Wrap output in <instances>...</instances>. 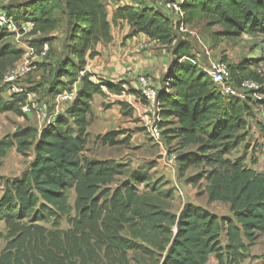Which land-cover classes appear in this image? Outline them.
I'll list each match as a JSON object with an SVG mask.
<instances>
[{"label": "trees", "instance_id": "obj_1", "mask_svg": "<svg viewBox=\"0 0 264 264\" xmlns=\"http://www.w3.org/2000/svg\"><path fill=\"white\" fill-rule=\"evenodd\" d=\"M108 1L28 0L0 9L18 26L29 24L27 35L33 38L57 28L56 12L67 15L71 23L67 56L59 62L47 95L52 103L58 95L75 90L73 101L52 123L39 129L17 127L0 139V158L13 147L23 157L32 152L21 176L0 177V222L10 239L0 264H130L128 252L156 263L161 259L160 264H206L211 255L219 264H240L248 249L264 237V173L248 167L244 157L230 158L247 137L253 110L245 98L221 95L194 60L187 35L178 38L172 21L143 0H126L130 5L117 7L112 23H127L130 33L125 39L142 34L171 48L174 63L168 68L164 88L158 91L165 144L167 132L179 141L180 149H187L177 155L180 175L189 168H207L188 181L204 179L207 201L227 205L231 217H219L189 203L178 214L170 212L158 202L173 199L174 192L164 188L167 183L162 179L153 180V162L130 169L126 163L82 155L93 97L123 92L120 82L112 84L86 71L87 61L99 55L97 44L112 41L103 5ZM180 7L182 22L188 27L207 20L224 29L219 32L223 37L264 35V0H183ZM9 37L0 28V115L27 118L21 107L26 94L37 90L6 96L2 84L4 75L24 54L10 44ZM48 43L43 38L35 40V54L40 55ZM257 63L248 58L229 66L233 85L255 81L263 85L258 92L264 94L263 79L252 71ZM127 95L142 102L132 89ZM258 104L264 106V101ZM117 105L122 116L132 115L130 105ZM123 135L124 130L110 131L96 139L114 147L128 142V136L117 140ZM120 177L124 179L112 188ZM70 192L75 194L74 216L67 219L70 228L61 230L60 218L71 212ZM49 222L53 230L39 225ZM126 229L128 236L123 235ZM260 257L264 259V253Z\"/></svg>", "mask_w": 264, "mask_h": 264}, {"label": "rangeland", "instance_id": "obj_2", "mask_svg": "<svg viewBox=\"0 0 264 264\" xmlns=\"http://www.w3.org/2000/svg\"><path fill=\"white\" fill-rule=\"evenodd\" d=\"M25 1L28 0H9L8 2L6 1L7 3L0 1V9L8 3L18 4ZM143 1L147 5H154L157 6V8H160L163 2L172 0ZM122 4H125L123 0H111L103 3L107 20L110 23L111 34H121V30L123 27H125L121 24V22L116 24L112 23L113 13L117 7L124 6ZM55 17L58 19V26L51 33L35 38L29 37L27 34L19 36L14 34V36L9 37L10 44L18 49H21L23 52H26L28 47H32V43L35 42V40L43 38L44 40L49 41L47 44L49 51H47L45 55H36V57H34L32 60H29V62L33 63L34 67H32L26 75L18 79V83L23 86L24 90H37L35 94H30L32 102L46 103L48 105L51 104V100L47 95V90L54 82V77L59 62L67 56V46L69 44V35L71 29V23L64 12H56ZM22 26L26 28L29 27L27 24H22ZM188 30L192 34H186V39L191 45L194 60L204 67L208 66L211 61L227 62L230 67H234L238 63L242 62V60L248 59L247 56H251L250 58L258 60V63L264 62V41H252L249 40L250 37H247L246 35H244L246 37L234 38L220 36L219 32H223L224 29L217 25H209L207 20H203L191 25ZM184 35L185 34H176L178 38L181 36L185 37ZM125 37H120L122 41L116 43L118 44V47L124 46ZM261 37L264 38V35H261ZM32 48L34 49L35 53L37 48ZM148 48L149 51H151V56H155L156 60L159 59L158 61L160 64L166 65V70L163 71V76L159 80L161 84L164 81L165 85L168 68L174 63V59L171 55V48L161 47L155 42L151 41ZM24 55L25 53L23 56ZM144 59L147 65L151 63V60H148L145 56ZM138 63L143 65L142 61H139ZM147 76L152 80L153 84L158 81V78L156 79L154 76ZM92 81L94 83L97 82L96 79H92ZM110 83L114 84L113 82ZM244 98L248 101L252 110H257V108L260 109L258 102L261 100L264 101V94L259 92H246L244 94ZM107 102L108 103L106 104H102L101 109L105 114L104 119H110L111 122L105 127L98 129L96 131V133H99L98 135H92L89 143L85 146V149L82 152L83 156L91 159L97 158L100 160H105L110 158H118L122 155V149H119L120 147H108L103 145L100 140L96 139L98 136H103L104 132L107 133L118 130H124L126 133L128 132L127 129L122 126V119L119 113L111 107L113 104H110L109 101ZM253 113L256 115V117L254 116V120L257 119L259 123H253L252 125L251 120H248V128L246 130L247 137L245 141L233 151L230 158L234 159L236 157H244L248 167L252 168L256 172L264 173V116L260 115V112L258 111H253ZM38 124L39 122L36 116L21 118L12 113L2 114L0 115V139L12 134L17 127H38ZM138 130L142 129L139 128ZM165 139L168 152L179 155L187 150L180 149L178 145L179 141L177 139L173 140L167 132H165ZM190 148L193 149L194 147ZM31 155L32 152H29L26 157H23L16 153L15 147L8 150L5 156L0 158V177L5 179H13L21 176L22 173H24L28 168V165L31 161ZM141 157V150L139 151L133 149L129 158L125 159L126 164L130 169H134L137 165L135 161H140ZM156 159L158 162L152 161L155 163V168L151 171L153 180L162 179L164 183H167L164 188L172 189L174 192L173 199L159 201V204H162L173 214H176L180 206L188 201H195L197 203L203 204L208 210L221 212L222 208H220V205H213L207 201V198L205 200L203 199V188L206 185V181L204 179L194 183H189L188 181L190 178L200 174L203 170H206V167L200 166L197 168H189L183 175H180L178 169L173 170L171 167H167L161 161H159L160 156H156ZM122 160H124V158H122ZM132 163H134V165H132ZM123 179V177L117 178L116 182L113 183L111 187L114 188ZM139 190L144 192L143 188L141 187ZM74 199L75 194L70 192L68 195V204L71 207V212L68 216L65 215L60 218L58 228L61 230H67L70 228L67 219L68 217L74 216ZM226 208L228 209L227 206ZM39 225L46 228L47 230H53L50 222L40 223ZM123 235H129L128 229L123 232ZM9 241L10 239L8 238V230L6 229L5 224L0 222V255ZM253 246V255H251L250 248ZM253 246L248 249L246 258L240 264H264V259L260 257L262 255L261 251L264 247V238H258ZM127 256L129 257L131 264H136L138 260L141 262V264H155V261H150L146 256H143L138 252H129Z\"/></svg>", "mask_w": 264, "mask_h": 264}, {"label": "crops", "instance_id": "obj_3", "mask_svg": "<svg viewBox=\"0 0 264 264\" xmlns=\"http://www.w3.org/2000/svg\"><path fill=\"white\" fill-rule=\"evenodd\" d=\"M123 2H125V4L122 5H130V3L126 0H123ZM150 6L154 7V5H150ZM121 24L125 26L121 30V34L115 35L110 33L112 37V41L110 43L105 44L100 42L97 44V46L95 47V51H97L99 55L95 57L93 60L87 61L86 71L89 72L90 74L95 75L96 77L99 78L102 77L101 79H104L107 82H113L114 84L119 82L121 83L122 81H125L126 83H130L132 76L143 75V74L151 75L154 76L156 79L158 78V81L154 83L155 86L157 85L156 88L158 89V91L163 89L165 86L164 81L161 84L159 80L163 76L162 75L163 71L166 70L165 68L166 65L160 64L158 61L159 59L156 60L155 56H151L150 55L151 51H149V48H146L145 50L140 49L139 47L140 44H143L145 42L149 43L148 42L149 39L142 34H139L132 38L125 39L124 46L118 47V44L116 43L122 41L120 37H125L129 33V26L127 25V23L121 22ZM240 37H246V36L241 35ZM247 37H250L249 40L256 42L264 41V38L261 37V35H254ZM144 56L148 60H151V63L149 62L150 63L149 65L146 64ZM250 57L251 56H247V58ZM139 61H142L143 65H140L138 63ZM107 101H109L110 104H113L111 107L119 113L122 119V126L128 131L126 135L118 137L117 140L122 141L126 136H128L129 139L128 142L124 144L114 146V147H120L119 149H122L121 157L110 158L105 160H114L117 162L126 163L125 159L129 158L130 153L133 151V149H136L139 151L141 150L142 157L140 161H135L137 163L135 168L141 166V164L143 165L145 163H149L152 161L158 162L156 156H159V152H158L159 150L156 146H153V144L149 141L144 129V124L149 118L148 109L146 108L144 103H142L139 99L133 97L132 95L123 94L120 96H115V95L106 94L104 97H101L99 95L93 97V101L91 103L92 116L89 118L88 126L86 128V132L89 135L87 139V144L89 143L92 135L99 134L96 133L98 129L105 127L111 122L110 119H106V120L104 119L105 114L102 112L101 109L102 104L108 103ZM117 102H125L126 104L130 105L133 108L132 115L129 117L122 116L120 112V106L117 105ZM259 108L260 109L257 108V110H253V111L256 112L258 111L260 112V115L264 116V106L260 105ZM254 116L256 117V115ZM251 122L252 125L253 123L254 124L259 123L257 119H255L254 121L251 120ZM37 128L38 129L40 128V123L38 124ZM139 128H141L142 130H138ZM122 158H124V160H122ZM31 159H32V155L30 156V160ZM96 160H100V159L96 158ZM132 165H134V163H132ZM203 199L204 200L206 199L205 194H203ZM186 203L207 209L203 204L197 203L195 201H188ZM186 203H183L180 206L176 214H178L182 206ZM212 204L220 205L221 206L220 208H222L221 212H215L207 209L208 211L219 217H231V214L226 208L227 205L219 202H213ZM253 249L254 246L250 248L251 255H253ZM263 253H264V247L263 250L261 251V254ZM160 262L161 259H159V262L157 263L155 262V264H160ZM136 264H141V262H139L138 260ZM206 264H219V263L218 260L215 258V256L211 255L209 256V259L206 262Z\"/></svg>", "mask_w": 264, "mask_h": 264}, {"label": "built area", "instance_id": "obj_4", "mask_svg": "<svg viewBox=\"0 0 264 264\" xmlns=\"http://www.w3.org/2000/svg\"><path fill=\"white\" fill-rule=\"evenodd\" d=\"M0 1L4 3L9 0ZM182 2L183 0L166 1L161 4L159 9L172 21L178 34L191 35L192 33L188 30L189 27L182 22L183 11L180 7ZM0 28L5 30L8 34H11L10 36H14V34L19 36L27 34L30 30V25L28 28L23 27L22 24L18 26L8 18L3 11H0ZM148 42L149 43L145 42L140 44V49L145 50L148 48L150 40ZM47 51L48 45L44 44L40 56L45 55ZM24 53L25 55L22 59L4 75L2 84L5 87L6 96L26 93L23 86L18 83V79L26 75L29 70L34 67L33 63L29 62V60L36 57V54L32 47H28ZM197 65L210 77L219 93L225 97L244 98L246 92H258L263 86L255 81H243L239 86L235 87L231 81L230 65L227 62L211 61L206 67L198 63ZM252 71L259 78L264 79V62L257 63L252 68ZM120 86L123 90L121 95L127 94L129 89H132L139 94L140 99L144 102V105L149 112V118L144 124V129L149 141L159 150V161L165 166L171 167L173 170L177 169V155L168 152L162 135V129L159 126L161 118L158 114V89L153 84L152 80L147 75H137L131 77L130 83L122 81ZM26 96L27 100L21 107V112L25 116H36L41 128L44 124L52 123L57 114L64 112L73 101L75 90L58 95L50 105L46 103L32 102L30 94H26Z\"/></svg>", "mask_w": 264, "mask_h": 264}, {"label": "water", "instance_id": "obj_5", "mask_svg": "<svg viewBox=\"0 0 264 264\" xmlns=\"http://www.w3.org/2000/svg\"><path fill=\"white\" fill-rule=\"evenodd\" d=\"M174 233H175V231H174Z\"/></svg>", "mask_w": 264, "mask_h": 264}]
</instances>
